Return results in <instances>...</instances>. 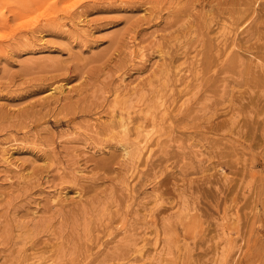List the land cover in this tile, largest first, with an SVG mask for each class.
<instances>
[{
    "label": "rangeland",
    "instance_id": "obj_1",
    "mask_svg": "<svg viewBox=\"0 0 264 264\" xmlns=\"http://www.w3.org/2000/svg\"><path fill=\"white\" fill-rule=\"evenodd\" d=\"M0 264H264V0H0Z\"/></svg>",
    "mask_w": 264,
    "mask_h": 264
},
{
    "label": "bare ground",
    "instance_id": "obj_2",
    "mask_svg": "<svg viewBox=\"0 0 264 264\" xmlns=\"http://www.w3.org/2000/svg\"><path fill=\"white\" fill-rule=\"evenodd\" d=\"M130 121V120H129ZM121 126H122V128H126L127 127V122L126 121H123V122H121V124H120ZM7 158V157H6ZM79 172V171H78Z\"/></svg>",
    "mask_w": 264,
    "mask_h": 264
}]
</instances>
